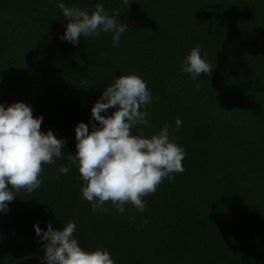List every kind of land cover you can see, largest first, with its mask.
<instances>
[{"label":"trees","instance_id":"16d2710c","mask_svg":"<svg viewBox=\"0 0 264 264\" xmlns=\"http://www.w3.org/2000/svg\"><path fill=\"white\" fill-rule=\"evenodd\" d=\"M97 2L64 0L89 13ZM99 2L128 25L116 46L110 32L81 35L75 46L60 39L67 19L57 0H0V103H27L43 116L41 131L66 140L61 158L43 165L40 186L17 191L0 213V264H43L33 225L68 221L82 248L107 249L114 264H264V0ZM193 47L210 65L195 79L181 71ZM130 73L152 95L149 126L132 134L143 128L150 137L167 123L184 171L142 197L143 213L131 204L119 213L110 201L94 212L68 159L74 127Z\"/></svg>","mask_w":264,"mask_h":264},{"label":"clouds","instance_id":"9594fccd","mask_svg":"<svg viewBox=\"0 0 264 264\" xmlns=\"http://www.w3.org/2000/svg\"><path fill=\"white\" fill-rule=\"evenodd\" d=\"M57 7L67 19L60 39L73 46L81 35L98 37L101 32L112 33L116 46L128 27L117 19L118 13L109 14L99 0L91 13L66 6L64 0H57ZM181 71L193 79L210 71L199 47L190 49ZM151 102L147 82L139 75L116 76L91 107L89 123L75 125L76 153L69 154L68 159L78 167L83 181L81 195L94 212L107 211L103 206L110 201L119 213L125 212V204L143 213L142 197L154 193L163 179L171 180L174 173L184 171L185 152L170 139L167 123L150 137L144 135L143 128L138 129L139 134H132L131 129L137 125L149 126L144 109ZM110 108L115 110L109 115ZM42 120L43 116H33L32 106L23 101L0 103V213L10 210L9 202L17 197V191L31 193L37 189L43 165L55 164L62 156L66 140L58 139L51 129L41 131ZM181 125L182 120L176 118V128ZM70 168L62 165L58 172L66 175ZM33 227L43 242V264H114L107 249L86 250L80 246L73 235V221L60 229L51 222L46 230L38 224Z\"/></svg>","mask_w":264,"mask_h":264}]
</instances>
